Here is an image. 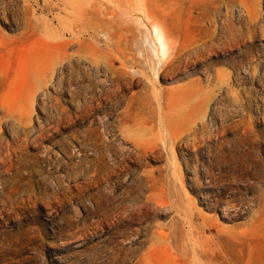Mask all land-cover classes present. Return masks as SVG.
<instances>
[{"label":"rangeland","instance_id":"1","mask_svg":"<svg viewBox=\"0 0 264 264\" xmlns=\"http://www.w3.org/2000/svg\"><path fill=\"white\" fill-rule=\"evenodd\" d=\"M203 1L0 0V264H264V0Z\"/></svg>","mask_w":264,"mask_h":264},{"label":"bare ground","instance_id":"2","mask_svg":"<svg viewBox=\"0 0 264 264\" xmlns=\"http://www.w3.org/2000/svg\"><path fill=\"white\" fill-rule=\"evenodd\" d=\"M107 1H108V4H110V6L114 8L113 10H111L112 13H114V10H116L115 8L126 10L131 13H134L135 11L140 10L145 15L146 19L149 21L159 19L156 12L165 13V12H169L173 10H183V9H188V8L189 9H195V8L203 9L206 7L204 3L205 1L203 0H188V1L186 0H140L139 4H136L137 2L136 0H107ZM67 5L72 6L71 4H67Z\"/></svg>","mask_w":264,"mask_h":264}]
</instances>
